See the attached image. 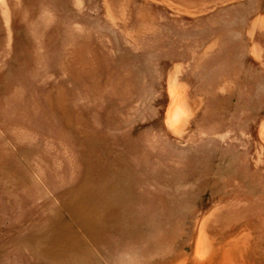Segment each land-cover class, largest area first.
<instances>
[{
    "label": "rangeland",
    "instance_id": "obj_1",
    "mask_svg": "<svg viewBox=\"0 0 264 264\" xmlns=\"http://www.w3.org/2000/svg\"><path fill=\"white\" fill-rule=\"evenodd\" d=\"M0 264H264V0H0Z\"/></svg>",
    "mask_w": 264,
    "mask_h": 264
}]
</instances>
